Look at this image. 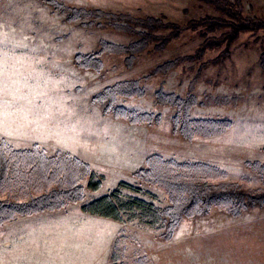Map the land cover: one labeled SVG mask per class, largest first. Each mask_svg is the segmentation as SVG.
I'll return each instance as SVG.
<instances>
[{
  "label": "rangeland",
  "instance_id": "obj_1",
  "mask_svg": "<svg viewBox=\"0 0 264 264\" xmlns=\"http://www.w3.org/2000/svg\"><path fill=\"white\" fill-rule=\"evenodd\" d=\"M57 1L72 7L164 17L179 24L206 15L222 16L199 0ZM240 1L244 15L264 19V0ZM88 20L68 22L67 13L54 10L44 0H0V139L14 149H28L38 142L48 156L57 150L69 152L88 162L103 181L98 192H86L82 203L0 227V264H134L140 256L154 264H210L202 256L203 227L197 217L184 219L174 239L165 241L160 231L137 217L124 215L123 221H116L85 213L82 207L110 195L120 182L140 189L121 187L122 202L141 198L157 206L168 204L163 189L135 176L153 154L217 167L225 175L215 182L262 187L260 175L247 163H264V73L259 60L264 29L242 32L229 46V56L203 68L193 92L207 104L195 107L192 116L228 118L233 127L219 136H196L189 141L172 132L174 110L157 105L153 94L163 84L166 91L186 96L201 65L219 57L226 44L206 49L200 60L186 61L167 75L143 80L162 62L198 51L204 40L200 29L205 27L186 29L164 51L139 55L132 67L125 64V54L104 55V69L97 73L76 68L74 56L96 51L101 39L128 45L133 37L115 31L104 20H97L101 25L82 24ZM223 31L209 35L219 36ZM124 79H142L147 95L120 99L118 104L161 114L160 124L130 125L91 102L95 93ZM6 197V192L1 194ZM260 213L264 215V209ZM100 218L108 221L104 229L96 225Z\"/></svg>",
  "mask_w": 264,
  "mask_h": 264
},
{
  "label": "trees",
  "instance_id": "obj_2",
  "mask_svg": "<svg viewBox=\"0 0 264 264\" xmlns=\"http://www.w3.org/2000/svg\"><path fill=\"white\" fill-rule=\"evenodd\" d=\"M60 13H67V21L74 22L89 19L83 25H101L104 20L115 31L133 37L128 45L115 44L105 39L98 43V49L91 53H78L73 65L82 70L101 73L104 69L102 56L125 54V64L132 67L136 58L145 52H162L179 38L186 29H200L204 40L197 52L169 59L151 69L142 79L167 75L180 64L189 60H200L205 50L226 44L219 57L201 65L197 76L189 85V93L180 96L165 90L164 85L154 92L157 105L174 110L171 118L172 132L185 140L196 136L215 137L224 134L233 127L228 118H194L192 111L197 106H205L193 92L202 70L210 63L223 61L229 56V46L244 31L264 29V19L244 15L240 0H199L212 5L222 16L206 15L200 19H190L179 24L164 17L133 16L129 13H115L100 8L88 9L72 7L62 1L44 0ZM140 29V30H139ZM219 29L221 35H209ZM260 67L264 73V52L260 56ZM142 79H124L108 85L95 93L91 102L102 107L105 114L130 125L160 124L163 116L153 112H139L119 105L120 99L144 98L147 95ZM264 184V163L248 162ZM225 173L219 168L202 162H178L153 154L146 159V166L140 168L135 176L149 186L165 191L168 204L157 206L141 198H129L120 201V188L135 191L140 189L120 182L110 194L85 203L83 212L104 218L123 221L124 215L137 217L143 224L161 232V238L170 241L187 218L208 215L218 208L232 216H240L249 208L264 207V185L250 187L246 182L218 181ZM103 181L92 170L90 164L69 152L57 150L48 156L45 149L34 144L29 149H14L4 139H0V227L19 217H30L46 212H57L71 204L82 203L86 192H98ZM18 190V193H15ZM7 194L1 198V194ZM134 264H154L148 257L140 256Z\"/></svg>",
  "mask_w": 264,
  "mask_h": 264
},
{
  "label": "crops",
  "instance_id": "obj_3",
  "mask_svg": "<svg viewBox=\"0 0 264 264\" xmlns=\"http://www.w3.org/2000/svg\"><path fill=\"white\" fill-rule=\"evenodd\" d=\"M34 144L39 143L33 142ZM214 209L208 215L197 217L203 227L201 229L202 256H206L207 262L210 264H264V215L260 213L264 207L249 208L240 216L229 215L218 208H216L219 210L216 214ZM102 218L97 220L96 225L99 223V226L104 229L108 221ZM108 239L111 244L112 234ZM7 244L8 242H5L2 246Z\"/></svg>",
  "mask_w": 264,
  "mask_h": 264
}]
</instances>
